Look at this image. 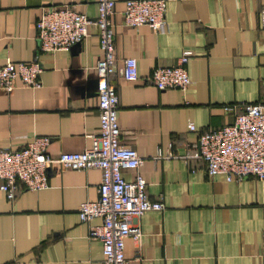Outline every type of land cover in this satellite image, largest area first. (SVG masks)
Returning <instances> with one entry per match:
<instances>
[{"label": "crops", "instance_id": "obj_1", "mask_svg": "<svg viewBox=\"0 0 264 264\" xmlns=\"http://www.w3.org/2000/svg\"><path fill=\"white\" fill-rule=\"evenodd\" d=\"M114 1L111 81L120 142L142 156L138 173L147 194L165 204L140 216L139 241L125 238L129 264H264V181L211 177L203 160L187 158L201 132L232 123L225 105H264V0H166L163 33L125 25V0ZM66 5L97 14V0H0V65L37 57L42 68L40 88L17 80L12 91L0 89V149H19L44 135L56 158L85 150L98 134L95 64L102 51L95 28L65 50L37 53L42 8ZM183 50L192 51L190 85L157 89L149 80L152 70L176 64ZM127 57L137 60L135 81L121 75ZM122 175L132 181L136 171L123 169ZM100 176L99 169H62L55 160L48 188L20 186L13 200L0 191V264H101L102 244L78 217L79 204L97 198Z\"/></svg>", "mask_w": 264, "mask_h": 264}, {"label": "built area", "instance_id": "obj_2", "mask_svg": "<svg viewBox=\"0 0 264 264\" xmlns=\"http://www.w3.org/2000/svg\"><path fill=\"white\" fill-rule=\"evenodd\" d=\"M166 0H125L121 11L123 22L130 27L147 25L154 32L167 30ZM116 13L114 0H97V14L90 17L78 12L74 6L43 7L35 23L37 53L65 50L81 43L95 28L102 51L95 64L97 74L98 134L91 137V145L83 151L60 152L54 158L48 152L50 137L34 135L19 149H0V191L13 200L20 186L37 191L48 188V169L57 161L62 169L100 170L98 196L78 206V217L88 224V236L102 244L101 264H129L125 256V238L139 241L141 230L138 219L149 210L162 211L164 202L151 200L146 180L138 173L142 156L120 142L118 122V96L111 75L115 70V30L111 17ZM259 23L264 28V7L259 12ZM191 50H183L176 64L157 66L149 76L150 82L160 90L185 91L191 83L187 64ZM120 72L127 81L139 78L137 60L123 59ZM42 68L35 57L29 62L7 61L0 65V89L10 92L19 80L22 86L40 88ZM226 113H233L232 123L209 128L198 136L197 144L187 158L205 162L206 173L223 175L227 181L255 177L264 181V105L261 103L227 104ZM188 130L195 126L188 123ZM171 156V154H169ZM123 169L136 171L134 180L122 175ZM99 224H92L94 219ZM140 258V252H136Z\"/></svg>", "mask_w": 264, "mask_h": 264}]
</instances>
